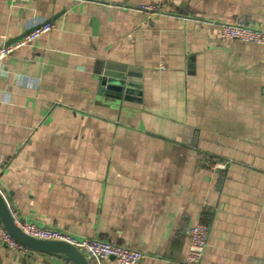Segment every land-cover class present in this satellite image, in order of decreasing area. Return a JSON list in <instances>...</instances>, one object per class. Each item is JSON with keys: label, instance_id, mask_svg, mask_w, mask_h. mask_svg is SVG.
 Listing matches in <instances>:
<instances>
[{"label": "crops", "instance_id": "0c3cea01", "mask_svg": "<svg viewBox=\"0 0 264 264\" xmlns=\"http://www.w3.org/2000/svg\"><path fill=\"white\" fill-rule=\"evenodd\" d=\"M242 18L264 28V0H0V45L54 25L0 62L11 210L139 264H182L202 221L200 264H264V45L220 34ZM107 61L140 71V102L101 91ZM0 264L74 263L0 243Z\"/></svg>", "mask_w": 264, "mask_h": 264}, {"label": "built area", "instance_id": "2783aa9c", "mask_svg": "<svg viewBox=\"0 0 264 264\" xmlns=\"http://www.w3.org/2000/svg\"><path fill=\"white\" fill-rule=\"evenodd\" d=\"M13 3H27L30 0H9ZM141 11L147 14L159 13L162 7L154 4H142L139 6ZM54 28L51 22H46L35 27L31 32L11 43L0 45V62L15 51L26 45L32 44L41 35L50 32ZM220 34L223 39L239 40L243 42L264 45V28L253 27L240 23H221ZM213 167L224 168L223 164H212ZM16 224L27 234L44 239H57L68 241L80 249L91 261L92 264H105L110 258H114L119 264H139L145 257V253L140 249L118 245L109 241L97 238L79 239L68 231L57 227L44 225L31 219H22L13 212ZM190 244L182 264H200L209 237L208 224L200 221L189 228L188 231ZM0 243L5 244L11 249L27 251L18 244L4 229L0 222Z\"/></svg>", "mask_w": 264, "mask_h": 264}, {"label": "water", "instance_id": "95a60500", "mask_svg": "<svg viewBox=\"0 0 264 264\" xmlns=\"http://www.w3.org/2000/svg\"><path fill=\"white\" fill-rule=\"evenodd\" d=\"M238 23L249 25L244 18L239 19ZM33 29L26 31L15 39H11L8 43L22 38ZM100 73V89L101 91L106 92L108 96L123 100L141 101L142 79L141 73L136 67L107 61L103 63V69ZM187 130L190 133L191 130ZM0 222L8 234L27 250L54 255H63L74 264H92L88 257L80 249L68 241L39 238L24 232L16 224L12 210L1 190Z\"/></svg>", "mask_w": 264, "mask_h": 264}]
</instances>
